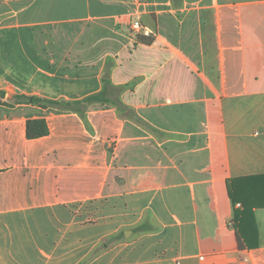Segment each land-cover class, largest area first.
I'll list each match as a JSON object with an SVG mask.
<instances>
[{
    "label": "crops",
    "instance_id": "crops-1",
    "mask_svg": "<svg viewBox=\"0 0 264 264\" xmlns=\"http://www.w3.org/2000/svg\"><path fill=\"white\" fill-rule=\"evenodd\" d=\"M105 75L139 136L115 98L0 100V264H264V209L239 250L226 186L264 176V0H0V92L78 101Z\"/></svg>",
    "mask_w": 264,
    "mask_h": 264
},
{
    "label": "trees",
    "instance_id": "trees-1",
    "mask_svg": "<svg viewBox=\"0 0 264 264\" xmlns=\"http://www.w3.org/2000/svg\"><path fill=\"white\" fill-rule=\"evenodd\" d=\"M139 40L145 44H149L151 42L150 39L147 40L140 37ZM102 82L104 84V88L100 92L89 95L78 101H51L37 97L19 96L17 98V103L39 105L41 107H55L80 113L92 103H108L110 102L109 98H115V100L112 101V104L115 106V108L122 115L130 113L128 109L117 99L119 90L111 87L108 79H102ZM4 95L5 94L3 92H0V100L4 98ZM47 133L48 128L44 120H32L26 123V136L28 139L39 138L47 135ZM242 184H247L245 187L250 191L249 195H253V198L255 199L252 207L256 209H264V176L227 180L226 182L228 195L232 205L235 206L237 203H240L243 207V211L234 209L233 216V223L237 228V243L239 250H243L245 247L255 246L243 239L240 235L246 220H248V218H252V210L246 206L248 199L243 198L244 194L241 191Z\"/></svg>",
    "mask_w": 264,
    "mask_h": 264
},
{
    "label": "rangeland",
    "instance_id": "rangeland-1",
    "mask_svg": "<svg viewBox=\"0 0 264 264\" xmlns=\"http://www.w3.org/2000/svg\"><path fill=\"white\" fill-rule=\"evenodd\" d=\"M124 116L126 117L127 124H128V130H127L128 134L132 135L133 137L139 136V124L142 125L139 122V117L137 115H135L134 113H131V112L124 114ZM142 128L147 130V128L145 126H142ZM135 146H137V145H133V146L131 145L129 147L132 149L133 154H135V151H136ZM138 146H139V143H138ZM129 151H130V149H129ZM249 196H250L249 194H244L243 198L249 199L248 198ZM120 236H121L122 241L123 240H130L129 235L125 238L122 235H120ZM112 241H114V240L112 239ZM110 243H112V242H110Z\"/></svg>",
    "mask_w": 264,
    "mask_h": 264
},
{
    "label": "built area",
    "instance_id": "built-area-1",
    "mask_svg": "<svg viewBox=\"0 0 264 264\" xmlns=\"http://www.w3.org/2000/svg\"><path fill=\"white\" fill-rule=\"evenodd\" d=\"M130 28H131V31L134 34L144 33L145 35H148V32L145 30L142 22L139 19H137L134 22H132L130 24Z\"/></svg>",
    "mask_w": 264,
    "mask_h": 264
},
{
    "label": "water",
    "instance_id": "water-1",
    "mask_svg": "<svg viewBox=\"0 0 264 264\" xmlns=\"http://www.w3.org/2000/svg\"><path fill=\"white\" fill-rule=\"evenodd\" d=\"M108 77H109L108 75L103 76L104 79H107ZM3 100H4V101H7V102H9V101H10V102H16V101H17V98H16L15 96H12V95L6 93V94L4 95Z\"/></svg>",
    "mask_w": 264,
    "mask_h": 264
}]
</instances>
